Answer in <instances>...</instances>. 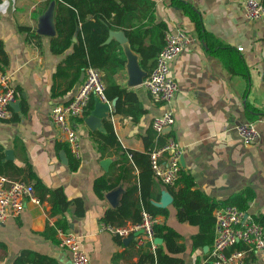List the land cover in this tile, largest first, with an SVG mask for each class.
I'll return each mask as SVG.
<instances>
[{"label":"crops","instance_id":"0c3cea01","mask_svg":"<svg viewBox=\"0 0 264 264\" xmlns=\"http://www.w3.org/2000/svg\"><path fill=\"white\" fill-rule=\"evenodd\" d=\"M45 1L0 0V10L4 12L0 13V38L7 58L4 71L18 91L11 117L0 119V174L25 180L35 187L41 181L48 189L62 188L69 200H81L85 214L78 215L77 206L71 204L66 212L68 230L81 236L91 264H113V255L125 251L131 241L126 243L122 239L123 244L119 243L115 235L102 231L101 219L107 209L121 203L128 187L139 182L144 167L127 162L129 176L113 189L105 190L101 198L95 191V180L102 176L108 178V183L117 180L121 171L114 163L121 157V151L111 147L102 155L93 134H107L103 120L111 121L124 147L145 153L143 136L152 126L153 118L172 110L176 122L171 133L183 147L182 167L194 177L196 188L219 206L229 199L246 198V210L264 225V126L261 138L251 145H245L235 129L241 122L264 115V22L245 17V0H180L194 10L199 25L183 8L173 5L172 0H152L153 20L149 17L135 20L148 28L143 34L145 46L163 43V31L156 28L161 22L170 30L184 29L192 39L172 63V75L179 83L176 98L171 104L155 102L143 85L129 87L119 78L127 68L120 71L116 75L118 83L136 92L148 111L134 120L130 115L116 113L117 98H114L108 103L110 109L103 119L92 120V112L74 118L81 138L80 158L59 140L51 120L53 106L74 96L80 78L69 93L53 95V74L65 55L50 50V37L56 36L57 30L53 35L39 32L51 5V26L56 28L57 2L46 5ZM31 33L42 37L32 38ZM244 68L247 72H243ZM65 84L66 81L57 80L58 86L64 88ZM91 99L95 101V97ZM73 157L79 162L76 171L70 167ZM154 179L150 189L162 197L163 190H169L170 186L163 185L155 175ZM35 190L42 199L40 203L28 201L19 216L0 222V242L6 244V248L0 247V264H13L24 249L53 256L61 264H73L70 252L60 242L56 244L41 234L47 223L54 225L63 215H52L50 194ZM140 196L137 191L134 198L139 201ZM168 207L170 216L158 215L159 222L168 223L183 234L188 246L183 253L186 264H196L197 258L198 264H204L211 245L191 252V236L198 226L181 222L177 209L172 204ZM137 260L136 255L128 252L121 264ZM252 260L264 264V250L253 254Z\"/></svg>","mask_w":264,"mask_h":264},{"label":"trees","instance_id":"16d2710c","mask_svg":"<svg viewBox=\"0 0 264 264\" xmlns=\"http://www.w3.org/2000/svg\"><path fill=\"white\" fill-rule=\"evenodd\" d=\"M51 1L46 0L48 5ZM56 7V29L57 35L50 37V50L56 55H65L58 64L54 74L53 95L64 96L69 93L79 81L84 68L95 66L105 72L106 96L109 100L117 98L116 113L130 115L134 120H139L147 113V108L139 100L136 92L121 86L116 75L126 68L127 58L122 44L110 37L112 30H124L131 45V48L140 54L141 66L150 71L155 65L159 51L163 43L145 46L143 40L144 32L148 28L146 24H136L135 20L149 17L154 18V2L152 0H55ZM264 2V0H262ZM172 4L183 8L186 14L190 15L199 25L200 19L192 8L180 0H172ZM157 29L164 31L167 25L164 22L156 24ZM29 29V28H25ZM32 38H41L42 35L31 33ZM71 50L70 52H68ZM68 52V53H66ZM7 64L6 50L3 40L0 38V70H4ZM246 71L244 68L243 72ZM247 72V71H246ZM57 80L66 81L65 87L58 86ZM95 107V101L90 100L86 115L90 114ZM105 121L107 134L94 132L98 141V149L102 155L111 147L121 151V157L115 161L121 173L115 182L108 183L106 176L98 177L95 180V191L101 198L104 191L113 189L122 178L129 176L125 167L127 162L137 163L144 167L139 175V182L132 184L126 189L122 196L121 203L115 208L105 211L101 221L104 223L124 225L128 221L137 223L141 220V213L146 210L155 216H170L169 207H159L154 204L152 198L160 200V193L155 194L151 189V182L155 183L154 172L151 163V152L154 148L163 146L170 135H159L151 126L144 137L147 151L145 153L126 148L122 145L115 132L111 121ZM172 135V133H171ZM71 151V150H70ZM1 156V155H0ZM73 171L79 168V162L73 157L70 163ZM1 175V174H0ZM184 186L176 190V186ZM35 186V185H34ZM175 187L169 188L174 200L172 205L177 209V217L181 222H189L198 226V231L191 236V252L204 246L212 245L215 232L214 209L219 206L202 190L196 188L194 177L182 169L180 178ZM35 189L48 192L52 203V215L62 214L63 217L54 225L47 223L46 229L41 232L43 236L58 244L57 237L59 229L64 231L70 228L66 212L71 204L77 206V214L84 215L85 208L82 201L69 200L62 188L48 189L39 181ZM140 191V200L135 199V193ZM40 197V196H39ZM240 200L229 199L223 205L233 204L246 209V198L240 196ZM40 200L42 201L41 197ZM79 206V208H78ZM156 237L162 238L163 242L157 248L152 249L151 243L139 246L132 240L127 249L123 252H116L112 257L113 264H121L126 253L131 252L138 257L136 262L131 264H186L183 253L188 251L184 236L173 226L165 222H159L155 226ZM115 239L123 244V240L115 236ZM0 247L6 248V244L0 242ZM238 248H245L243 244H237ZM72 259V258H71ZM200 263L199 258L196 264ZM13 264H61L55 257L40 253L38 251L24 249L14 259Z\"/></svg>","mask_w":264,"mask_h":264},{"label":"built area","instance_id":"2783aa9c","mask_svg":"<svg viewBox=\"0 0 264 264\" xmlns=\"http://www.w3.org/2000/svg\"><path fill=\"white\" fill-rule=\"evenodd\" d=\"M244 15L249 20L264 22V2L262 0H245ZM1 14H4L0 10ZM191 37L182 28L167 29L164 46L159 51L155 65L148 71L142 85L148 90L153 101L171 104L179 91V83L172 75V63L191 43ZM84 77L74 96L66 103L55 104L51 111V120L58 130V138L66 143L71 153L81 157V138L73 120L83 116L88 110L92 97L110 103L106 96L105 72L95 66L84 68ZM82 74V73H81ZM18 98V91L12 84L11 76L0 70V119L11 117L12 104ZM176 117L172 110H167L152 120V127L160 135H169L167 142L151 152L154 175L165 186H176L180 178L183 147L171 135ZM264 115L255 120L239 123L235 129L245 145L257 142L262 136ZM28 201L40 203L34 184L22 179H10L0 175V222H6L12 216H19ZM215 232L208 258L204 264H260L252 260V255L264 250V225L248 210L233 204L215 208ZM158 216L144 210L141 220L115 225L102 222L101 230L107 231L121 239L131 238L139 246L151 243V248L158 247L155 242V226ZM59 245L67 249L73 264H91L89 253L84 249L81 236L72 230L58 231ZM243 244L245 248H238Z\"/></svg>","mask_w":264,"mask_h":264},{"label":"water","instance_id":"95a60500","mask_svg":"<svg viewBox=\"0 0 264 264\" xmlns=\"http://www.w3.org/2000/svg\"><path fill=\"white\" fill-rule=\"evenodd\" d=\"M55 1V0H54ZM54 3V2H53ZM52 13H53V5H51L50 10L47 12V14L44 17L43 21V27L39 30L40 33L46 34V35H53L56 32V28H52L51 23H52ZM112 38H116L123 46L124 52L127 58L126 62V68L128 71V82L127 85L129 87H136L139 85H142L144 79L148 75V71L145 70L141 64H140V59L138 56V53L135 52L129 43V39L125 33L124 30H112L110 32V37L108 41H110ZM84 72L81 74V78L84 77ZM116 104V102H114ZM15 103L12 104L14 106ZM110 109V106L108 103L103 102L99 100L98 98H95V107L92 110L93 114V119L95 118H102L105 114L106 111ZM103 119V118H102ZM91 127H94L93 125ZM174 197L170 193L169 190L165 189L162 192V197L160 201H154V204L159 206V207H168L173 203ZM126 243L131 241V238H126L124 239ZM155 242L158 244H161L163 242L162 238L157 237L155 239Z\"/></svg>","mask_w":264,"mask_h":264},{"label":"rangeland","instance_id":"374dc122","mask_svg":"<svg viewBox=\"0 0 264 264\" xmlns=\"http://www.w3.org/2000/svg\"><path fill=\"white\" fill-rule=\"evenodd\" d=\"M119 78L123 79L125 81V84L128 82L127 78H128V71L125 70V72H122L119 76ZM126 79V80H125Z\"/></svg>","mask_w":264,"mask_h":264}]
</instances>
